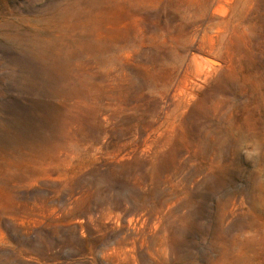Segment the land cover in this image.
Segmentation results:
<instances>
[{
  "label": "rangeland",
  "instance_id": "1",
  "mask_svg": "<svg viewBox=\"0 0 264 264\" xmlns=\"http://www.w3.org/2000/svg\"><path fill=\"white\" fill-rule=\"evenodd\" d=\"M0 264H264V0H0Z\"/></svg>",
  "mask_w": 264,
  "mask_h": 264
},
{
  "label": "bare ground",
  "instance_id": "2",
  "mask_svg": "<svg viewBox=\"0 0 264 264\" xmlns=\"http://www.w3.org/2000/svg\"><path fill=\"white\" fill-rule=\"evenodd\" d=\"M207 61L208 63L213 64V65H219L220 63L216 57L210 56V55L207 56Z\"/></svg>",
  "mask_w": 264,
  "mask_h": 264
}]
</instances>
